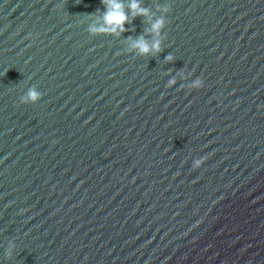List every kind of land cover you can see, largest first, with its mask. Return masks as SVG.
Wrapping results in <instances>:
<instances>
[{"label": "water", "instance_id": "1", "mask_svg": "<svg viewBox=\"0 0 264 264\" xmlns=\"http://www.w3.org/2000/svg\"><path fill=\"white\" fill-rule=\"evenodd\" d=\"M139 2L0 0V264H264V0Z\"/></svg>", "mask_w": 264, "mask_h": 264}, {"label": "clouds", "instance_id": "2", "mask_svg": "<svg viewBox=\"0 0 264 264\" xmlns=\"http://www.w3.org/2000/svg\"><path fill=\"white\" fill-rule=\"evenodd\" d=\"M105 4L107 5L104 11V22L107 26V31L110 32H119L123 33L126 31V23L129 22V18L135 17L137 15H147L148 10L141 6L139 0H131L127 5L123 2V0H105ZM167 11V9H165ZM167 21L164 18L156 20L152 24V31L159 34V31L165 26ZM159 40L153 42L152 44H148L143 37H140L134 42V47L137 48L141 53H147L151 50L159 51ZM166 59L172 60L173 57L171 55L167 56ZM169 87L174 86V78H171L167 82ZM204 81L200 78H197L193 84V88H201L203 87ZM42 97V93L38 90V88L33 85L29 87L24 95L20 97L22 103H35L39 101ZM202 159H195L193 162V167L198 168L202 165ZM9 256L11 253H7Z\"/></svg>", "mask_w": 264, "mask_h": 264}]
</instances>
